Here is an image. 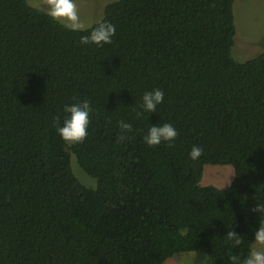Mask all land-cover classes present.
I'll use <instances>...</instances> for the list:
<instances>
[{"label": "trees", "instance_id": "obj_1", "mask_svg": "<svg viewBox=\"0 0 264 264\" xmlns=\"http://www.w3.org/2000/svg\"><path fill=\"white\" fill-rule=\"evenodd\" d=\"M234 2L115 1L102 20L116 34L96 48L79 40L100 21L72 32L27 0H0V264H164L191 252L230 264L247 254L251 210L264 201V52L233 57ZM155 88L164 102L137 118ZM74 98L93 108L79 144L55 126ZM119 121L132 124L122 141ZM159 122L176 128L173 147L143 142ZM193 146L203 149L195 162ZM207 165L233 167V182L202 186ZM228 230L240 248L222 245Z\"/></svg>", "mask_w": 264, "mask_h": 264}, {"label": "clouds", "instance_id": "obj_2", "mask_svg": "<svg viewBox=\"0 0 264 264\" xmlns=\"http://www.w3.org/2000/svg\"><path fill=\"white\" fill-rule=\"evenodd\" d=\"M45 14L50 22L59 24L68 31L81 32L84 28L76 0H46ZM115 34L116 26L107 20H102L86 35L80 36L79 45L81 47L95 46L96 48H102L112 43ZM163 102L164 92L161 89L155 88L152 91L145 92L140 100V110L136 113L137 118L145 113L149 116L157 113L158 107ZM92 112L93 108L88 99L75 100V102L65 105L63 107L62 124L60 123V117H57L55 121L57 135L65 143H83L88 136ZM119 127L121 130L119 139L122 141L126 138V133L132 131V124L119 121ZM177 136L178 132L171 123L159 122L156 125H149L146 134L143 136V142L149 148H155L161 144L173 147ZM202 155L203 149L199 146H193L188 153L189 159L193 162L197 161ZM251 211L259 214L258 225L252 230V245L244 256L230 254V264H264V201L256 202ZM220 241L224 247L238 249L243 244V236L234 230H228Z\"/></svg>", "mask_w": 264, "mask_h": 264}, {"label": "rangeland", "instance_id": "obj_3", "mask_svg": "<svg viewBox=\"0 0 264 264\" xmlns=\"http://www.w3.org/2000/svg\"><path fill=\"white\" fill-rule=\"evenodd\" d=\"M28 3L45 11L46 0H27ZM118 0H76L83 29H88L104 17L107 5ZM234 17L237 28L232 55L240 62L259 56L264 52V0H235ZM72 167L83 184L96 187L98 177L87 176L72 160ZM231 166L207 165L201 182L202 186L226 188L234 180ZM209 258L203 252L175 255L164 264H208Z\"/></svg>", "mask_w": 264, "mask_h": 264}]
</instances>
